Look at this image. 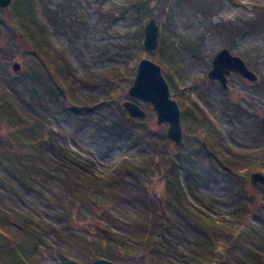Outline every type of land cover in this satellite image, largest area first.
Here are the masks:
<instances>
[{
	"label": "rangeland",
	"instance_id": "374dc122",
	"mask_svg": "<svg viewBox=\"0 0 264 264\" xmlns=\"http://www.w3.org/2000/svg\"><path fill=\"white\" fill-rule=\"evenodd\" d=\"M127 1L46 0L45 19L49 28L51 27L55 45L61 49V57L53 49L50 50L51 56H43L40 52H37V55L30 53L17 39L12 42L0 24V81L6 77H15L25 69L36 71L37 80L29 78L31 90L27 92L24 84H17L22 96L31 101L27 106L28 115L33 120L46 118L47 123L61 133L58 138L62 145L92 164L91 168L95 172H107L124 158H142L152 151L160 155L163 151L176 154L177 151L184 150L192 157L197 156L196 161L188 156L189 159L180 168L179 180L188 202L205 212L210 211L213 216L232 218L234 210L227 203L230 181L224 174L223 163L208 144L207 135L210 133L200 127L198 118L201 116L196 105L190 101L195 100L216 125L217 129L212 132V137L224 156L248 157L251 162L258 151L260 153L257 155L263 154L264 132L259 126H262L261 119L264 117L262 90L252 85L255 82H249L236 73L228 77L229 88L224 89L219 81L208 77V72L212 68L215 55L223 48H228L233 55L243 58L248 67L258 75V80L264 79V0H210L208 3L196 4L182 1L174 5L175 8L169 5L167 9L151 2L152 10L149 15L153 16L145 25L133 21L132 14L122 13ZM56 8L58 11L53 10ZM4 16L0 10V17ZM152 18L156 19L160 26V35L156 50L148 51L144 47V29ZM255 20L261 23L259 27H252L251 24L255 23ZM229 22L240 23L246 27L248 33L234 39V36L230 37L218 30L217 25L228 26ZM141 29L144 36L142 43H139ZM8 48H12L13 58H9L6 51ZM157 58H160V62ZM142 59H150L162 67L163 75L170 85L172 98L178 102L182 112L187 110L185 122L181 116L183 133L190 138L196 134V141L191 139L186 141V145L172 141L167 136L168 123L159 124L153 106L147 108L146 102L131 97L129 88L124 94L118 93L117 98L122 102L133 100L145 109L151 129L155 133L154 138L159 140L160 137V141L155 146H149L145 142L136 145L128 131L113 130L111 109L114 104L111 99L114 100L116 94L107 93L102 89L103 78L115 70L136 76ZM15 61L21 64L18 72L13 69ZM166 71L172 73L173 78L170 81ZM123 81L126 83L129 79L124 78ZM92 95H97L99 101L90 103L86 97L92 98ZM244 96L250 98L253 103H248ZM228 98L232 101L243 100V104L249 109L247 114L233 117V109L227 105ZM39 112H42L43 116ZM135 132H138V129ZM161 135H166L167 138L162 139ZM197 144L206 147L207 153L196 155L194 149ZM244 164H247L244 167L247 170H239L242 173L245 171L246 181L257 195L250 198L258 201L257 210L261 213L264 210V184L254 186L250 180L251 174L260 170L253 162ZM0 172L7 174L1 165ZM153 180L154 189L166 200L164 182L157 181V177ZM153 180L148 179V182ZM14 182L21 193L30 200V205L36 207L41 214H37L17 195H14V198H9V195L0 197L8 198L7 201L0 199V214L11 211V206L20 207L37 218L53 221L56 226L60 225V222L51 216L55 211L49 208L37 193H27L15 179ZM177 182V178H174L171 183L172 196L178 195ZM49 185L56 192L64 190L60 180L53 179ZM127 193L130 202L124 205L128 212L136 214L138 211V216L147 217L142 212L143 204L137 199L140 195L130 191ZM254 201L251 208L254 207ZM184 206L190 205L185 202ZM90 213L103 216L107 220L112 219L111 214L100 207ZM111 224L118 232L129 230L127 232L131 233L130 229L118 222ZM254 224L260 226L261 221L255 220ZM260 227L264 230V226ZM71 228L77 231L79 236H84L100 233L103 225L96 218L78 214L73 218ZM138 229L140 227L137 224L133 225V231ZM178 231L180 234L166 230V235L174 241L170 243L165 240L162 244L164 251L154 253L153 264L170 263V254L179 263H185L189 259V251L198 241V234L192 227ZM128 233L127 235L132 236ZM53 234L50 233V236ZM50 236H47L48 240ZM126 239L128 248L121 253L114 248L111 252L112 261L117 264L144 263L140 257L144 253L141 246L131 244L132 239L128 237ZM245 251L239 249L238 253L242 256ZM37 256L40 261L33 259L38 260L39 264H63L46 245L39 247ZM93 260H89L87 264ZM2 261L0 260V264H4Z\"/></svg>",
	"mask_w": 264,
	"mask_h": 264
},
{
	"label": "trees",
	"instance_id": "16d2710c",
	"mask_svg": "<svg viewBox=\"0 0 264 264\" xmlns=\"http://www.w3.org/2000/svg\"><path fill=\"white\" fill-rule=\"evenodd\" d=\"M182 1L194 4L210 2V0H128L122 13L132 14L133 21L145 25L153 16L149 15L152 10L151 2H156L167 9L169 5L174 7ZM44 3L46 4V0H13L8 8L0 9L5 14L4 17H0V24L12 42L17 39L30 53L37 55V52H40L43 56H51L50 50L53 49L61 57V49L55 45L50 32L51 27L49 28L45 19ZM53 10L58 11V8ZM229 23L228 26L217 25L218 30L230 37L234 36V39L248 33L246 27L240 23ZM251 25L259 27L261 23L255 20ZM143 36L141 29L139 43H142ZM9 49L6 50L8 56L13 58L12 48ZM157 61L160 62V58H157ZM37 74L36 71L25 69L15 77H6L0 81V165L7 172V174L0 172V197L9 195V198H14L13 196L17 195L37 214H41L16 187L15 179L25 192L37 193L42 201L55 211L51 216L60 222V225L56 226L53 221L37 218L33 213L7 204L11 206V211L0 214V260H3L4 264H39L40 258L37 253L41 245L50 247L55 257L63 261V264H87L89 260L98 258L112 260V250L116 249L121 253L128 248L126 237L132 239L131 244L140 245L144 251L140 256L144 260L142 264L146 262L153 264L154 253L164 251L162 244L165 240L170 243L174 241L166 235V230L180 234L178 229L184 230L185 227H192L195 230L198 241L190 249L189 259L185 263H179L170 253H165L170 254L168 264H264V230L260 227L264 226V210L258 212V201L250 198L257 195L244 176L247 170L244 169L247 165L245 162H253L258 170L264 172V149L261 155H257L260 152L255 150L258 152L251 162L248 157L224 156L212 137V132L217 129L216 125L195 100L191 99L190 103L196 105L201 116L198 118L200 127L210 133L207 135L208 144L223 163L224 174L230 181L227 203L234 210L233 217L213 216L210 211L205 212L191 206L187 200L186 192L179 180L180 168L189 159L187 157L192 156L184 150L177 151L176 154L163 151L160 155L152 151L142 158H124L107 172H95L91 168L92 164L74 155L62 145L58 138L61 133L49 125L46 118L33 120L28 115L27 106L31 101L22 96L17 84H24L28 92L31 90L29 78L37 80ZM165 74L169 81L173 78L170 71H166ZM124 78L129 81L125 83ZM134 79V74L117 70L103 78L102 89L107 93L116 94L115 99H111L114 104L111 109L113 130L128 131L136 145L142 142L149 146L158 145L160 137L159 140L154 138L155 133L151 129L149 118L131 117L123 108L122 100L117 98L118 93L124 94L126 89L132 86ZM252 85L261 89L264 95V79ZM96 96L86 98L90 103H95L99 101V97ZM244 98L248 103H253L250 98L246 96ZM145 105L152 108L149 103ZM227 105L233 109L235 118L249 111L243 100L240 102L229 99ZM186 112L187 110L181 112L184 122ZM39 114L43 116L42 112ZM259 126L264 132V128L260 124ZM137 129L138 132H135ZM161 138L165 139L167 136L161 135ZM196 138V134H193L192 138L184 134L182 145H186V141L191 139L196 141ZM197 145L194 149L196 155L207 153L206 147ZM192 159L196 161L197 156ZM239 169L245 171L242 173ZM154 177H157V181L164 182L166 200L154 189ZM174 178L178 180L176 196H172L170 192ZM53 179L60 180L64 190L56 192L49 185ZM148 179L153 181L148 182ZM127 191L141 196L137 199L143 204L142 212L147 217L138 216V211L136 214L128 212L124 205L130 202ZM252 200L255 202L253 208ZM185 202L190 206H184ZM95 207L103 208L111 214L112 219L107 220L103 216L91 214L90 211L97 209ZM78 214L98 219L103 225L102 231L98 234L79 236L77 231L71 228L73 218ZM258 219L261 221L260 226L254 224ZM116 222L130 229L131 233L127 232L129 230L122 232L115 230L111 223ZM135 224L140 229L133 231ZM50 233H54L53 236H50ZM48 235L50 240L47 239ZM239 249L246 250L242 256L238 253Z\"/></svg>",
	"mask_w": 264,
	"mask_h": 264
},
{
	"label": "water",
	"instance_id": "95a60500",
	"mask_svg": "<svg viewBox=\"0 0 264 264\" xmlns=\"http://www.w3.org/2000/svg\"><path fill=\"white\" fill-rule=\"evenodd\" d=\"M13 0H0V8H8ZM160 26L156 19L152 18L144 29V47L148 51H154L158 45ZM14 71L21 69L18 61L13 63ZM236 73L250 82H256L258 75L253 72L247 63L240 56L233 55L228 48H223L214 57L212 68L208 72L210 79L219 81L224 89H228V77ZM129 95L135 99L149 103L157 112L159 124L168 123L167 136L177 144L183 141L181 108L178 102L172 98L170 85L163 75L162 67L150 60L142 59L139 63L138 72L132 86L129 88ZM123 108L133 118L145 119L148 113L133 100H126L122 103ZM264 127V117L261 119ZM252 185L264 184V173L254 172L250 177ZM90 264H117L107 258H98Z\"/></svg>",
	"mask_w": 264,
	"mask_h": 264
}]
</instances>
